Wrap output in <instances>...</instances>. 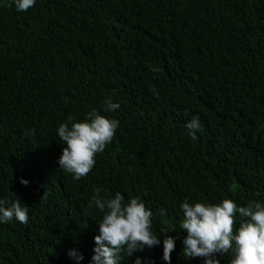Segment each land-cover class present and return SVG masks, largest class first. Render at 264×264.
I'll use <instances>...</instances> for the list:
<instances>
[{
	"label": "trees",
	"instance_id": "trees-1",
	"mask_svg": "<svg viewBox=\"0 0 264 264\" xmlns=\"http://www.w3.org/2000/svg\"><path fill=\"white\" fill-rule=\"evenodd\" d=\"M93 110L119 127L74 180L57 129ZM96 187L153 212L161 244L120 264H168L161 228L171 264H204L183 255L185 199L264 204V0H36L26 12L0 0V200L28 208L26 224H0V264H77L70 249L91 264Z\"/></svg>",
	"mask_w": 264,
	"mask_h": 264
},
{
	"label": "clouds",
	"instance_id": "clouds-1",
	"mask_svg": "<svg viewBox=\"0 0 264 264\" xmlns=\"http://www.w3.org/2000/svg\"><path fill=\"white\" fill-rule=\"evenodd\" d=\"M18 12L34 7L36 0H11ZM11 6V5H9ZM120 105L111 99L105 101L106 111H115ZM119 120L111 119L93 110L85 114L83 120L69 115L65 123L57 129L63 141L62 154L58 165L63 172L72 174L74 180L86 177L95 166L97 153H102L112 141L119 127ZM187 129L193 140L202 131L199 117L191 118ZM20 183L29 181L21 178ZM102 189L94 188V198L89 203L102 213L98 223L99 234L94 237L95 247L91 264H120L122 254L131 257L145 248L161 244L159 234L152 231L153 212L146 208L139 197H125L119 191L114 198L101 196ZM48 193L44 191L43 197ZM0 200V224L8 223L13 217L21 223L28 222V208L22 207L19 200L9 204ZM183 218L179 228L186 232L182 240L183 255L186 258H203L204 264H221L217 254L225 256L231 253L229 264H264V204L250 202L247 206H238L232 199H224L217 204L195 202L185 199L181 204ZM166 215V210H159ZM239 226L237 228V218ZM163 239V260L171 264V253L175 250V238L166 235ZM68 255L77 264L84 259L82 253L70 249ZM135 264H141L137 257Z\"/></svg>",
	"mask_w": 264,
	"mask_h": 264
}]
</instances>
